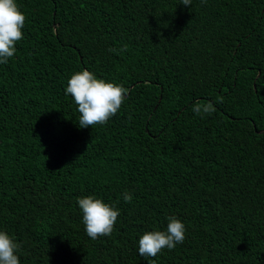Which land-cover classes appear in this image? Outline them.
Returning <instances> with one entry per match:
<instances>
[{"label": "trees", "instance_id": "trees-1", "mask_svg": "<svg viewBox=\"0 0 264 264\" xmlns=\"http://www.w3.org/2000/svg\"><path fill=\"white\" fill-rule=\"evenodd\" d=\"M16 3L23 39L0 64V231L20 264H264V0ZM83 70L127 90L103 126L80 128L65 94ZM87 196L119 210L110 236L86 234ZM169 217L184 242L140 256Z\"/></svg>", "mask_w": 264, "mask_h": 264}, {"label": "clouds", "instance_id": "clouds-1", "mask_svg": "<svg viewBox=\"0 0 264 264\" xmlns=\"http://www.w3.org/2000/svg\"><path fill=\"white\" fill-rule=\"evenodd\" d=\"M192 0H181L183 6H190ZM202 3L206 0H201ZM25 15L19 10L16 0H0V64H6L15 55L17 42L23 39ZM127 48L121 49L126 51ZM115 51V49H109ZM65 94L70 95L78 106L79 127L88 128L105 125L115 116L124 103L127 90L121 85L97 79L93 73L83 70L74 73L67 82ZM194 111L201 113L199 106ZM215 109L211 104L203 107V112L211 114ZM126 203L132 195L123 193ZM77 204L82 212L86 234L95 240L110 236L120 215L118 209L102 200L87 196L78 198ZM166 231H152L143 234L138 241V254L142 257H156L165 248L174 249L185 239V226L175 217H169ZM20 245L6 232L0 231V264H20L16 255Z\"/></svg>", "mask_w": 264, "mask_h": 264}]
</instances>
